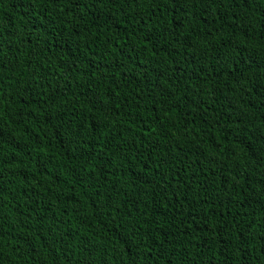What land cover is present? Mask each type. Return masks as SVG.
<instances>
[{
    "label": "trees",
    "instance_id": "obj_1",
    "mask_svg": "<svg viewBox=\"0 0 264 264\" xmlns=\"http://www.w3.org/2000/svg\"><path fill=\"white\" fill-rule=\"evenodd\" d=\"M0 264H264V0H0Z\"/></svg>",
    "mask_w": 264,
    "mask_h": 264
}]
</instances>
